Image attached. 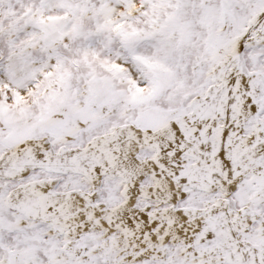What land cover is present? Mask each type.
<instances>
[{"label": "snow or ice", "instance_id": "obj_1", "mask_svg": "<svg viewBox=\"0 0 264 264\" xmlns=\"http://www.w3.org/2000/svg\"><path fill=\"white\" fill-rule=\"evenodd\" d=\"M0 264H264V0H0Z\"/></svg>", "mask_w": 264, "mask_h": 264}]
</instances>
